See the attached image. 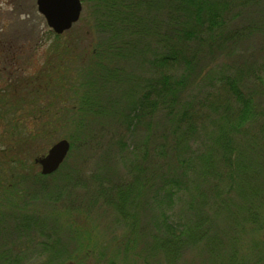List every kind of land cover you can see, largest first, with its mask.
Masks as SVG:
<instances>
[{"label":"rangeland","instance_id":"1","mask_svg":"<svg viewBox=\"0 0 264 264\" xmlns=\"http://www.w3.org/2000/svg\"><path fill=\"white\" fill-rule=\"evenodd\" d=\"M87 1L80 19L59 34L37 0H0V92L8 77L36 79L41 88L49 79L55 92L31 109L23 105L24 90L21 97L6 95L11 104L0 94V108L18 109L16 125L0 124V264H264V117L247 133L232 129L240 119L233 107L224 116L233 98L220 55L201 56L189 73L185 62L176 68L157 61L170 49L168 27L130 38L116 33L126 21L139 25L138 2L150 21L164 22L169 0ZM241 47L236 54L254 57L255 48ZM250 60L237 78L254 89ZM185 73L190 77L179 91L166 87ZM44 123L52 135L22 147L21 160L7 148L17 125L37 131ZM186 125L198 133L189 130L188 137ZM63 138L71 150L54 174L14 181V163L28 161L41 172L35 159ZM81 141H89V152L83 145L76 156L74 143ZM160 145L166 153L182 151L176 172L191 180L189 190L165 204L157 203L167 161L157 156Z\"/></svg>","mask_w":264,"mask_h":264},{"label":"trees","instance_id":"2","mask_svg":"<svg viewBox=\"0 0 264 264\" xmlns=\"http://www.w3.org/2000/svg\"><path fill=\"white\" fill-rule=\"evenodd\" d=\"M84 1L86 2H84L86 6L89 8V4L87 3L88 1ZM166 1L167 0H165V2ZM103 5L104 4L101 3L97 4L100 9L105 8ZM130 5L133 6V3ZM146 8L147 6L145 7V5L138 2L136 11L133 14H135L134 17L140 21L139 25L135 27L133 21L129 22V24L128 21H126L124 23V27L121 29L122 31L116 32V27L114 33L107 39L110 40V38L116 33L126 35L130 38L134 32H140L142 35H145L147 32H157L161 30L162 27H168V31L170 32V38L168 39L170 49H168V52L158 56L157 61L159 65L170 62L172 65H175L176 68L178 65L177 63L181 64L185 62L189 73L191 70L193 71L194 63L198 62L201 56L205 54H216V56L220 55L223 63L228 67V71L221 75L222 82H228L233 98V100L231 99L226 106L224 116H227L228 114L227 109L232 110L231 107H233L235 115H237L240 120L237 119L238 123L231 125L233 126L232 129H243L244 133L249 132L247 129H249L253 123L264 117V110L261 108V104L264 105V97H261L259 100L255 96L264 95V0H169V3L163 5L162 7L163 11L167 9L170 11L168 12L167 17L163 15L164 22H162L161 18L156 16L152 21H150L143 12ZM102 12L103 11L100 12V15H102ZM101 18L102 20H105L103 15ZM99 24L101 25L102 21H99ZM162 31H166V29ZM255 33L257 36H255ZM256 41L259 43L254 44ZM101 42L102 41L99 40L96 43L101 45ZM125 42H127L128 45H131L128 40ZM0 44H3L1 40ZM241 46H243L246 51L250 50L251 47L253 49L255 48L256 50L253 53L254 57H249L247 52L236 54L238 49H243ZM259 57L261 59H259ZM248 58L255 60L257 63L255 64L250 60V69L257 80L255 81L256 85L254 89L241 86L237 78L239 73H245L247 71L245 66L248 64ZM189 73L183 74L179 79L176 76V78L172 81V85L167 84L166 87L172 89V91L174 90V92L179 91V87L183 86V81H185L188 76L190 77ZM45 80L47 83H45L41 88L36 79L25 78L20 82H14L13 79L8 77L5 80L0 92V94L4 96L1 102L4 104H11L12 98L6 95H20L21 97V92L24 90L26 95H22V97H24L22 99L24 102L23 105H28L27 109H31L32 106H34V108H39V103H42L41 99H45V95L49 94L55 96V92H53L51 84L48 83L49 79ZM168 80L169 77L167 75L164 76V82L168 83ZM13 90L18 93H12ZM174 92L173 94H175ZM251 92H254V94ZM17 111L18 109L12 111L0 108V124L2 121H5L6 125H16L15 118ZM58 114L59 113H54L55 116ZM259 114H261L260 118H258ZM61 115L62 114L58 117ZM51 116L49 117L51 118ZM35 120H38L37 123H41L42 121L38 118V116H35ZM38 126L39 129L35 131L25 128L24 126L21 127V125H17L14 130L12 129L14 132L12 131L9 134V141H6L7 148L12 150L13 153L18 154L19 159L22 147L30 146L29 148H32L34 142H36L38 138H43L44 136L47 137L52 133L53 128L51 125L44 123L43 125ZM181 126L182 125H177L175 127L176 134L181 130ZM128 127H130V125H128ZM260 127L263 129L262 126ZM195 128L198 129L195 125H188L185 135L188 137L190 136V134H188L189 130L192 135H196L198 132ZM19 129L21 131H19ZM91 130L93 129H90V131ZM97 133L98 131H95L93 136H96ZM178 137L179 136H177V138ZM182 138L187 139L184 136ZM182 138H179V142L182 141ZM81 142L82 143L78 145L77 143H74V153H76V156L77 152H84L81 148L83 145L87 150L86 152H89V141H87L88 144L85 143V141ZM97 142L101 146V141ZM91 144L94 146L96 141ZM128 145L129 146L127 147L135 149V147L131 146V144L128 143ZM24 149L27 148L25 147L23 150ZM174 150H171L173 153H166L167 150L164 149L162 145H160L157 150L158 157H167V161L162 163V166L164 167H160L165 175L160 184L157 186V203L159 204L174 202L176 199L180 198L183 190H189L190 188L191 180L188 173L186 171L183 172L182 170V174L179 173L177 175L178 172H176V169L179 168V164L181 166V158L183 156L181 154L182 151L178 149V147H175ZM76 156L73 158L72 163L75 162ZM175 158L177 159L176 164L175 160H173ZM9 163H13V161H9ZM170 163L174 165L167 168ZM14 164V169H11V171H14L13 176H11L15 179L14 181H17V179L27 181L32 177L42 178L52 175L42 174L38 171V167H36L35 164H30L28 161H21V163L16 162ZM190 167H192L191 164ZM261 168H264V164L261 165ZM17 169H20V171H17ZM0 170H2L1 166ZM3 170L7 171L5 168H3ZM24 170L26 171L24 172ZM28 172H30V174H27ZM4 177L5 176H2L0 178L5 179ZM230 179L231 186H234L235 183L232 181V176ZM244 183L249 185L248 182ZM262 185L264 186V177H262ZM218 199L220 198L216 199V202L218 203L217 205H223L222 200ZM227 212L231 214V210ZM199 220L207 221L208 217H201Z\"/></svg>","mask_w":264,"mask_h":264},{"label":"water","instance_id":"3","mask_svg":"<svg viewBox=\"0 0 264 264\" xmlns=\"http://www.w3.org/2000/svg\"><path fill=\"white\" fill-rule=\"evenodd\" d=\"M38 10L44 15L48 25L61 34L76 23L83 10L82 0H37ZM71 150L68 139H60L48 152L35 159L41 166V173L49 175L56 172L66 160Z\"/></svg>","mask_w":264,"mask_h":264},{"label":"bare ground","instance_id":"4","mask_svg":"<svg viewBox=\"0 0 264 264\" xmlns=\"http://www.w3.org/2000/svg\"><path fill=\"white\" fill-rule=\"evenodd\" d=\"M42 156V155H41ZM39 165V164H38Z\"/></svg>","mask_w":264,"mask_h":264}]
</instances>
